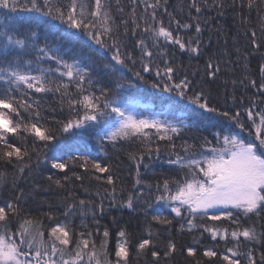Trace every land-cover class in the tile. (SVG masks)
<instances>
[{
	"label": "snow or ice",
	"instance_id": "6c2138e0",
	"mask_svg": "<svg viewBox=\"0 0 264 264\" xmlns=\"http://www.w3.org/2000/svg\"><path fill=\"white\" fill-rule=\"evenodd\" d=\"M167 4L168 0H128L127 5L122 0H0V9L7 10L0 17V164L14 170L11 177L0 170V187L11 183L15 188L25 173L31 174L41 163L63 174L64 183L48 175L45 191L52 186L67 190V184L82 180L77 168L110 186V190L104 188V196L95 193L100 197L98 205L84 199L78 204L75 199L68 202L72 197L69 192L64 197V220L57 219L51 206L41 214L50 222L47 227L40 217L22 209L21 201L26 197L20 189L14 200L0 206V264H133L134 258H146L149 252V264H168L177 245L169 240L163 252L156 250L150 226L146 229L148 238L135 244L127 229L120 227L112 244V231L105 226L101 232L96 219L97 210L104 214L106 198L110 208L143 213L145 219L151 210V221L159 225H172L173 219L179 218L182 233L202 230L201 236L208 233L213 241L219 238L231 243L226 249L230 255L222 256L226 264H264V250L258 251L264 249V108H259L255 100L243 110L213 105L204 89L193 88L187 76L176 80V65L167 59L161 64L157 59L167 55L169 45L178 46L189 56H199L204 30L199 14L207 9L224 16L225 9L231 8L243 25H248L256 12L261 35L258 37L254 28L245 30L244 35L249 36L252 52L260 53L264 61V0H231L227 4L224 0H191L188 15L196 21V36L187 40L178 30L191 29L193 24L182 23ZM141 5L143 11L138 14ZM126 8L130 9L127 13ZM161 9L168 17L167 24L158 14ZM192 9L197 15H192ZM214 19L209 16L203 24ZM141 21L143 28L135 44L137 57L127 50L124 38L130 32L136 37ZM152 49L159 51L154 55ZM236 51L239 53V48ZM98 60L103 63L102 76L93 71ZM48 62L49 66L44 67ZM138 63L140 69L134 70ZM206 69L207 76L215 79L220 62L214 63L209 57ZM258 72L259 85L255 79L249 83L264 103V62L259 64ZM144 73L154 78H146ZM141 86L160 94L156 97L159 110L142 113L141 105L133 98L139 93L129 95ZM49 94H58L60 111L66 112L60 119L52 118L55 128L44 122L48 117L40 97ZM232 101L235 105V95ZM219 118L227 122V128L221 126L213 134L214 145L207 137L200 138L199 148L195 142L182 139L177 151L176 138L202 123L215 127ZM13 138L21 143H13ZM92 139L104 156L108 155V145L113 149L135 147L128 153L135 164V191H129L125 199L117 198L119 178L110 165L90 154H71L81 147L87 151ZM162 151L168 153L166 163L177 166L181 175L164 176L152 183L142 176L141 167L148 170L145 158L159 159ZM34 187L40 189L39 184ZM161 205L175 214L172 219L158 214ZM77 209L81 216L90 211L94 231L88 230L83 221L84 230H76L71 217ZM193 240L199 243L195 235ZM186 254L194 264H201L195 260L197 248L188 247ZM202 255L211 264L218 252L209 248Z\"/></svg>",
	"mask_w": 264,
	"mask_h": 264
},
{
	"label": "trees",
	"instance_id": "16d2710c",
	"mask_svg": "<svg viewBox=\"0 0 264 264\" xmlns=\"http://www.w3.org/2000/svg\"><path fill=\"white\" fill-rule=\"evenodd\" d=\"M190 2L191 0H168L167 4L168 10L172 12L177 19H180L182 23L188 22L193 24V28L191 29L178 30L179 34L185 40L189 37L196 36L194 28L196 21L192 20L188 15L190 11L188 5ZM198 2H200V0H198ZM224 2L227 4L230 3L231 0H224ZM122 3L127 5L128 0H122ZM209 3H211V0H209ZM6 11L7 10L0 9V17H2ZM127 11H130V9L126 8V13ZM142 11L143 6L141 5L140 8L137 9V13L139 14ZM191 12L192 15H197L194 9H192ZM158 14L163 16L164 22L167 24L168 17L163 15V9H161ZM11 15L25 14L12 13ZM199 15L201 16V24L204 29L201 34V39L203 41L201 54L199 56H189L187 52L180 51L178 46L169 45L167 46V55L158 56V62L162 64L163 60L167 59L176 65L178 68L176 80L183 79L187 76L188 79L191 80L193 88L197 90L200 88L204 89L213 105H217L222 108H232L233 110H235V107H240L241 110H243L244 108L249 107L255 100L259 108H264V103L260 102L262 97L249 83V80L255 79L257 81V85H259L260 79L258 68L259 64L264 61H262L260 53L252 52L249 36L244 35L245 30L249 28H254L258 37L261 35L260 23L256 12L253 11L251 21L248 25H243L240 18L235 15L234 10L231 8L225 9L224 16H218L216 10L209 12L207 9L203 10ZM209 16L215 19L208 25L203 24V21L208 19ZM125 18H127V15H125ZM54 23H57V25L61 28L64 27L63 25H59L58 22ZM140 23L141 29L137 30L136 37H132L130 32L129 36L124 38L127 50L131 51L133 55L137 57L139 56V49L135 46V44L143 28V22L141 21ZM172 28L174 30L176 29L175 24L172 25ZM218 28L221 29L220 32L216 31ZM261 43L264 44V40H262ZM149 45L151 47V41H149ZM237 48L240 50L239 53L236 51ZM152 50L154 55L159 51L158 49ZM225 51L227 52V55H224ZM261 52H264V48L261 49ZM108 57L110 58V54H108ZM209 57L212 58L214 63L220 62L221 70L215 79L207 76L206 63L208 62ZM65 58L68 59L69 57L66 55ZM229 60H231V63L228 62ZM49 63L51 62L45 63L43 66L48 67ZM245 64H247V67H245ZM51 66L55 67V64L52 63ZM139 69L140 65L138 63L134 70ZM93 71L97 76L103 75V63L100 60L97 61ZM125 72L129 78L134 79L131 73H128L126 70ZM144 75L149 79L154 78L149 73H144ZM245 77H248V79H245ZM233 80L237 81L236 85L232 84ZM241 80L244 81V84L240 83ZM245 85H247V87H245ZM133 92L139 93L133 98L141 105L140 110L144 115H148L154 108L159 110L156 97L160 94L156 92V90L147 86H141L139 89L131 90L129 95ZM154 92H156V95H153ZM233 95H235L236 98L235 105L232 101ZM40 99L41 104L44 105L45 108L44 114L48 117V120L44 122L49 123L51 127L55 128L56 125L55 123H52V118L55 117L56 119H60L66 114V112L62 114L60 111L58 94H49L47 96L40 97ZM182 103H186V101ZM219 121L220 122L217 123L215 127H212L208 123H202L198 126V128L185 132L182 138H176V143L178 145L177 151L180 150L179 145L182 143V139H186L190 143L195 142L197 144V148H199L200 138L207 137L209 140L213 141L214 145L215 140L213 134L216 131H219L221 126L227 128V122H225L223 118H219ZM242 135L245 139H249L246 133ZM12 142L17 144L21 143L15 138L12 139ZM29 143H31L30 139ZM107 148L108 155L104 156L100 152L95 139H92L89 142L87 151L81 147L78 152L73 151L71 154H90L93 159L98 160L102 164L110 165L113 174L119 178L116 183L117 198L125 199L129 191H135V189H133L135 164L128 159V153L130 151H135V147L133 145H122L118 146L117 149H113L110 145H108ZM168 158V153L164 151H162L159 159L153 157L150 161L146 157L144 162L149 164V169L145 170L141 167L142 176L152 183H155L158 179H161L164 176L178 178L181 175L180 170L175 165H168L166 163ZM65 159H67V156H65ZM33 164L35 165V158L33 159ZM0 170H6L10 177L14 171L10 166L6 167L3 164H0ZM75 170L83 177L82 180H73L70 184L66 185L67 190L57 189L55 186H52L51 189L45 191L49 184L46 179L48 175H53L54 178H60L61 182L64 183L63 174L57 173L56 170L51 169L50 165L47 163H41L38 167L34 166L31 174L25 173L24 178L17 182V186L15 188H13L11 183L0 187V206H4L8 201L14 200L18 191L23 189L26 200L21 201L22 209L25 212H31L34 216L40 217L43 220L44 225L47 227L50 222L47 217L42 216L41 214L48 212L49 206H51V209L55 213L57 219L64 220V197H66L69 192L72 193V197L69 198L68 202L75 199L78 204L80 199H84L86 201L91 200L98 205L100 197H97L95 193L99 191L101 196H104V188H109L110 190V186L90 178V175L84 172L83 169L77 168ZM37 184L40 185L39 190H36L34 187ZM121 188H123V192L120 191ZM145 195H147V193H145ZM109 202L110 201L107 198L104 200V214L101 215L97 210L96 219L100 222L101 232L105 226L112 231L113 245L115 243L116 231H118L120 227H125L127 229V231L131 234L133 244H135V242L141 238H148L146 229L150 226L154 233L152 239L156 245V250L163 252L169 240L175 242L177 245V252L170 258L168 264H194V259L188 257L186 254V249L188 247L197 248V256L195 257V260H200L201 264H209L208 258H205L202 255L203 251L209 248H213L218 252V256L212 258L211 264H226V262L222 260V256L230 255L226 249L232 246L231 243L226 244L224 241L219 240V238H217L216 241H213L208 233H204L201 236L200 232L202 230H194L192 234H189L187 231L182 233L179 231V218L173 219L172 225H159L151 221V210H149L148 218L145 219L143 213H133L128 209H121L119 207L110 208L108 206ZM158 207V214L166 216L169 219L174 217L175 214L171 213L170 209L166 206L161 205ZM71 220L73 221L74 227L77 231L84 230L82 221L84 224H87L88 230L94 231L96 228L90 211H88L87 215L81 216L79 214V209H77L76 214L71 217ZM207 223L211 222L209 221ZM245 223L250 224L253 223V221H246ZM261 225H264V221H261ZM261 225H258V228ZM223 226H227V222H224ZM14 228L15 220L13 221V229ZM193 235L197 237L199 243L193 240ZM97 239H99V237H97ZM259 250L264 249L258 248V251ZM151 260L152 257L149 252L146 258L141 257L139 260L134 258L133 264H149Z\"/></svg>",
	"mask_w": 264,
	"mask_h": 264
}]
</instances>
